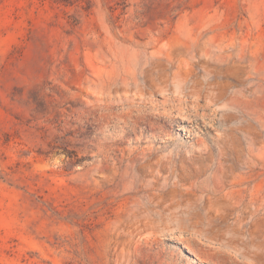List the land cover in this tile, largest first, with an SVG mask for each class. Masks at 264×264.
<instances>
[{
  "label": "rangeland",
  "instance_id": "374dc122",
  "mask_svg": "<svg viewBox=\"0 0 264 264\" xmlns=\"http://www.w3.org/2000/svg\"><path fill=\"white\" fill-rule=\"evenodd\" d=\"M195 85L228 98L183 117L139 94ZM238 166L224 191L264 185V0H0V264H215L192 245H225L186 209ZM169 192L183 206L151 198ZM228 197V221L256 217L264 241V200ZM227 250L221 264H255Z\"/></svg>",
  "mask_w": 264,
  "mask_h": 264
},
{
  "label": "bare ground",
  "instance_id": "6f19581e",
  "mask_svg": "<svg viewBox=\"0 0 264 264\" xmlns=\"http://www.w3.org/2000/svg\"><path fill=\"white\" fill-rule=\"evenodd\" d=\"M147 70L152 71L151 69H147ZM174 87L175 88L172 89V86H142L141 88L142 91H140L139 94L141 93L143 95L145 91H149L152 96L153 92H159L164 96L165 98L164 101L163 100L159 101L157 99L149 100V102L152 103L155 108L160 106L163 107V110L157 108V110L158 109L160 110L159 113H162L163 115H172L174 112H177L179 116H183V117L186 116V112H185L186 104H188L190 110H192L194 113H197L198 116L205 117L209 114V112L205 111L204 109H211L213 108L214 104H218V105L224 104L223 102L228 98V91H227L228 86H196L195 85V86H174ZM143 97L141 96V99H144ZM203 100L204 103H202ZM139 107L142 108L145 106L144 104H142ZM174 108H176L177 110H175ZM216 111L217 110L215 109L214 112ZM209 115L211 116L212 113ZM231 116L233 118V116L236 115L232 114L230 115V118ZM225 119H227V116L225 117ZM235 123H237V125L234 124L233 127L227 128V130H225L224 136L226 139H224V143L227 144L229 147H232L238 153H240L242 149V140L239 136L236 135V132L233 130L238 131L242 129L248 131L251 130V126L247 124L246 121L238 117H235ZM222 156L227 157L224 153L222 154ZM237 168L240 167L238 166L231 168L229 172H223L221 176L216 177L215 179L216 183L214 187H212V189L219 196H214L213 198H211L210 204L208 203V204L199 205L196 203H192L191 207H189V209H186V212H188L189 215H191L190 217L191 228L201 224L207 225V227L204 229V232H200V233H205V236L208 238L206 240L210 242L208 244H212V242L215 243L220 242L221 244L225 245V247H223L212 244L214 245L212 247L213 251L207 249L208 251L206 252L202 251L203 250L202 245H199L198 247L192 245L193 248H196V250H198L199 257L203 261H209L213 259L215 264H221V262H219L216 259V255L223 256L224 254L225 256H227L229 252L227 248L232 250L234 249V251L236 250L239 251L240 252L239 255L240 254L244 255L245 258L249 259L251 262L255 264H260L262 262V259L264 258V250H263L264 241L260 239L261 234L259 233V230H257V228L254 226V224L257 223L256 217L253 218V222L251 223L246 221L245 217H241L237 219L235 222L234 221L230 222L228 221L227 214H223L224 212L223 213L221 212L226 208L218 204V201L222 200L225 195L226 197L229 196L228 198H230L231 202H238L239 200H242L245 203L246 201L250 203L256 200H264V185H260V183L258 182H254V184H251V182H249L250 180L248 182L243 181L241 179L232 180L229 183L230 184L229 189L227 191H224V188H226L228 184L227 180L224 179V176L230 175L239 178L241 177V174L244 173V172L235 173ZM248 172H254L253 168L251 169L249 168ZM155 197H156L155 194H152L151 198L153 199V202H155L157 206H163L167 204V202H170L165 207L167 209L179 208L184 204V201L178 199V195L174 192H169V194L167 195L159 194L157 196V200L154 199ZM152 199H148L147 203L152 205ZM185 201L191 203V200L189 199ZM145 226L148 228V227H152L153 224H146ZM175 230L177 229H174V227L169 228V231H171L172 233ZM180 230L182 231V229ZM195 232L197 233L195 234L194 231H190L188 235H184V236L192 237L200 234L198 230H195ZM182 239L183 238L181 237V240ZM184 240L185 239H183V241ZM202 240L205 241L204 238Z\"/></svg>",
  "mask_w": 264,
  "mask_h": 264
},
{
  "label": "crops",
  "instance_id": "0c3cea01",
  "mask_svg": "<svg viewBox=\"0 0 264 264\" xmlns=\"http://www.w3.org/2000/svg\"><path fill=\"white\" fill-rule=\"evenodd\" d=\"M225 119V118H224ZM235 122V121H234Z\"/></svg>",
  "mask_w": 264,
  "mask_h": 264
}]
</instances>
